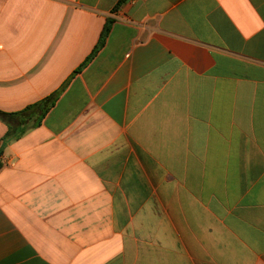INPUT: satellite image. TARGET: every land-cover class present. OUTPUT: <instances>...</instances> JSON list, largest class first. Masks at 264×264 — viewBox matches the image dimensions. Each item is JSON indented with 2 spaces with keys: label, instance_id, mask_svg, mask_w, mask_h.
<instances>
[{
  "label": "crops",
  "instance_id": "obj_1",
  "mask_svg": "<svg viewBox=\"0 0 264 264\" xmlns=\"http://www.w3.org/2000/svg\"><path fill=\"white\" fill-rule=\"evenodd\" d=\"M119 1L0 0V264H264V0Z\"/></svg>",
  "mask_w": 264,
  "mask_h": 264
},
{
  "label": "trees",
  "instance_id": "obj_2",
  "mask_svg": "<svg viewBox=\"0 0 264 264\" xmlns=\"http://www.w3.org/2000/svg\"><path fill=\"white\" fill-rule=\"evenodd\" d=\"M127 0H120L116 5V9L121 6ZM110 21H108L105 25V28L102 32L99 44L96 46L94 53L103 45L106 36L110 31ZM91 58V57H90ZM58 94H53L52 96L44 99L43 101L31 105L24 109L23 111L16 113H4L0 111V118L3 121H6L10 125V131L8 136L12 138H18L21 134H23L27 129L33 128L37 126L40 122L39 118H42L46 115V113L50 110V108L55 104V100ZM37 117V119L35 118ZM35 118V119H34ZM19 120L16 125H12V121ZM6 146V141H3L0 145V168H2V156L4 153V148Z\"/></svg>",
  "mask_w": 264,
  "mask_h": 264
}]
</instances>
